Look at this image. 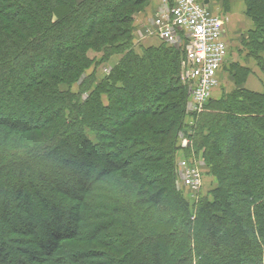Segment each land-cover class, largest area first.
Masks as SVG:
<instances>
[{
    "label": "trees",
    "instance_id": "trees-1",
    "mask_svg": "<svg viewBox=\"0 0 264 264\" xmlns=\"http://www.w3.org/2000/svg\"><path fill=\"white\" fill-rule=\"evenodd\" d=\"M146 1L0 0V264H264V89L199 115L191 147L216 182L191 215L174 184L183 50L132 49ZM243 2L264 73V0ZM89 51L121 57L82 100L61 86Z\"/></svg>",
    "mask_w": 264,
    "mask_h": 264
},
{
    "label": "rangeland",
    "instance_id": "rangeland-1",
    "mask_svg": "<svg viewBox=\"0 0 264 264\" xmlns=\"http://www.w3.org/2000/svg\"><path fill=\"white\" fill-rule=\"evenodd\" d=\"M169 3V0H147L140 6L141 8L139 7V10L134 13V18L130 26L132 30V49L136 53H141L142 48L158 44L175 47L179 50L183 49L187 41V36L185 34L182 33L179 38L173 37L170 40L164 41L159 39L152 32L153 19L157 14L162 12ZM207 6L211 13L216 14L221 19L222 38L226 44V57L217 72V84L212 89L211 97L198 112L193 110L191 104L187 106L186 102L182 126L178 131V134L189 138L190 144L188 148H180V150L178 148L177 158H184L192 163L196 160L195 162L198 163L197 169L201 176L200 186L197 189L190 188L181 182L183 169L181 167L178 168L175 164L174 184L187 203L191 215L194 214V210L200 199L209 196L208 193L213 189L216 182L208 167L204 164V159L201 157V154L196 153L193 147H191L192 142L190 135L193 134L199 115L208 108L211 104L210 101L213 99L217 101L234 89L260 90L258 92L264 89L263 71L252 57L247 56L243 48V43L247 38V32L250 29L247 30L249 17L245 14V6L244 13H240L242 0H208ZM262 55H264V52ZM88 56L93 59V63L89 69L84 71L80 79L75 83L69 86H61L62 90H69L73 93L79 92L82 100L87 97L89 89L95 87L96 82L107 75L110 68L118 62L121 53H113L107 57L108 59L106 61L100 63H98V61L102 58L101 52L89 51ZM91 73H93L96 82L92 81L88 86L86 78ZM103 98H105L104 95Z\"/></svg>",
    "mask_w": 264,
    "mask_h": 264
},
{
    "label": "built area",
    "instance_id": "built-area-1",
    "mask_svg": "<svg viewBox=\"0 0 264 264\" xmlns=\"http://www.w3.org/2000/svg\"><path fill=\"white\" fill-rule=\"evenodd\" d=\"M166 1V0H165ZM169 5L157 14L152 22V32L161 40L187 36L181 60V80L186 85L194 111H200L211 97L217 84V72L226 57V44L222 38V22L211 13L208 0H169ZM206 2V3H205ZM186 108V107H185ZM177 145L188 148L190 140L178 134ZM176 158V166L182 168L181 182L193 189L201 184L198 163Z\"/></svg>",
    "mask_w": 264,
    "mask_h": 264
},
{
    "label": "crops",
    "instance_id": "crops-1",
    "mask_svg": "<svg viewBox=\"0 0 264 264\" xmlns=\"http://www.w3.org/2000/svg\"><path fill=\"white\" fill-rule=\"evenodd\" d=\"M244 13V2H243V0H242V6H241V8H240V13ZM249 23H248V29L247 30H249V29H251L252 28V23H251V21H250V19H249V21H248ZM257 91H260V90H257Z\"/></svg>",
    "mask_w": 264,
    "mask_h": 264
},
{
    "label": "water",
    "instance_id": "water-1",
    "mask_svg": "<svg viewBox=\"0 0 264 264\" xmlns=\"http://www.w3.org/2000/svg\"><path fill=\"white\" fill-rule=\"evenodd\" d=\"M206 3V2H205Z\"/></svg>",
    "mask_w": 264,
    "mask_h": 264
}]
</instances>
